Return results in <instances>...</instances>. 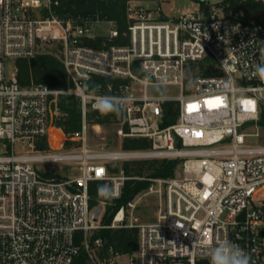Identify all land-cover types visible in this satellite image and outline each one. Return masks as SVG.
<instances>
[{"label":"built area","instance_id":"built-area-1","mask_svg":"<svg viewBox=\"0 0 264 264\" xmlns=\"http://www.w3.org/2000/svg\"><path fill=\"white\" fill-rule=\"evenodd\" d=\"M139 1H129L121 32L114 20L64 19L55 0H0V264H72L81 251L95 264H212L211 249L221 241L264 264V81L253 74L264 56V22L245 23L201 5L176 17H154ZM153 1L160 10L163 0ZM102 22L111 25L109 34L95 36L93 27ZM96 39L101 46L91 44ZM49 43L59 45L71 87L21 85L17 60ZM208 56L219 73L198 72L187 84L191 68ZM7 61L13 63L10 75ZM94 78L105 83L93 84ZM161 78L163 99L156 90ZM167 87L179 93L167 94ZM67 95L81 102V126L68 135L56 125ZM97 95L130 98L112 122L117 147L89 145L88 111ZM165 103L177 111L169 125ZM250 121L253 128L245 131ZM140 138L151 146L123 147V140ZM44 141L48 148L39 146ZM149 158L182 160L183 176L112 170L117 161ZM66 170L75 173H60ZM131 179L150 185L121 206L110 225L94 221L89 184L105 181L114 200ZM147 194L158 196L155 218L134 222ZM126 218V227L137 229L136 249L115 254L110 248L100 261L92 246L102 249L105 242L98 237L91 245L90 232L122 227Z\"/></svg>","mask_w":264,"mask_h":264},{"label":"trees","instance_id":"trees-1","mask_svg":"<svg viewBox=\"0 0 264 264\" xmlns=\"http://www.w3.org/2000/svg\"><path fill=\"white\" fill-rule=\"evenodd\" d=\"M58 5L55 6V12L62 18L68 19H82V18H99L101 20H114L121 32L125 31L128 26L127 20V8L130 0H55ZM202 8H207L204 1L201 2ZM253 10L247 8L246 5H238L236 11L243 9V17H236L235 19L241 20L245 23H251L254 20L255 23L264 22L260 21L257 13L264 12V1H256L254 3ZM231 6L225 7L226 12L229 13ZM94 46H101V39L91 41ZM43 49V47H42ZM30 59H18L16 64L18 68L17 76L19 83L23 86L30 85L32 83L44 84L51 88L67 89L71 87V83L68 79L65 67L60 58V52L55 50L43 49ZM198 71L203 74H218L219 70L215 67V62L210 56L206 57L205 62L198 66ZM193 69V68H192ZM100 79V80H99ZM96 81L105 80L101 78H94L93 84ZM62 116L57 120L56 125L63 130L65 134H69L75 131L81 126V102L80 99L73 95L63 96L61 99ZM173 103H165L166 118L164 125H169L175 122L177 117V111L173 108ZM117 116L115 113L108 115H101L96 110L88 111V119L92 123L97 124H110L116 121ZM259 123L264 128V108L260 113ZM65 144L69 146L71 141L66 140ZM41 148H48L47 143L41 142L39 145ZM151 146V142L147 139H125L123 140V147L125 149H146ZM179 159H161L155 161L151 166L148 176L156 177H171L176 173V166ZM112 170H116L114 167ZM127 175H136L138 172L132 171L128 168L124 169ZM142 176V175H140ZM106 184L105 181H93L89 184L90 194V206L91 208H98L101 201L106 199L98 195V188L101 185ZM150 182L147 180H128L123 188L122 194L118 199L107 200L105 210L101 216L102 225H110L117 210L126 204L128 201L134 199L136 195L146 191ZM108 227L101 228L93 234V239L98 237H105L110 233ZM129 230V229H128ZM264 232L262 233V236ZM118 253H131L137 247V234L134 235L129 231L121 235L118 244H111ZM87 254L81 251L74 259L72 264H87ZM198 264H208L205 261H199Z\"/></svg>","mask_w":264,"mask_h":264},{"label":"rangeland","instance_id":"rangeland-1","mask_svg":"<svg viewBox=\"0 0 264 264\" xmlns=\"http://www.w3.org/2000/svg\"><path fill=\"white\" fill-rule=\"evenodd\" d=\"M204 1L205 5L207 7H217L222 14H227L233 18L240 17L241 15H244L243 9L236 11V8L238 5H246L247 8H250L253 10L254 3L256 1L260 0H163L161 2V9L157 10L158 3L157 1L153 0H140L139 3L144 6L153 9V15L154 17H158V15H162V13H165L166 15L169 16H179L181 13L186 12V11H195L198 10L201 2ZM231 6L229 13L226 12L225 7ZM257 16H259L260 21H264V12L257 13ZM163 17V16H162ZM243 17V16H241ZM251 23H255L254 20H251ZM111 29V25L109 23H97L93 27V34L95 36H107L109 34V31ZM43 49H49L50 50H55L59 51V45L57 43H49L46 45L42 46ZM42 49V50H43ZM12 61H7L6 63V74L10 75L11 73V65ZM198 67L194 66L193 69L191 68L188 76H187V84L191 83L193 76L197 74ZM166 93L167 94H174L177 95L179 91L175 89L174 87H167L166 88ZM89 120V119H88ZM90 124V133H89V145L92 148H99V147H117L119 146L120 143L119 139L116 136V128L117 124L116 123H110V124H102L100 127H97V123H92L89 120ZM253 128V122H247L245 124V131H250ZM250 129V130H249ZM261 129L264 132L263 126H261ZM263 139H255L253 143L259 142L261 143ZM41 152H46V151H41ZM160 161L161 158H149V159H130V160H121L115 162V169L116 172L128 168L132 171L138 172L139 174L136 175H142V176H148L151 170V166L155 163V161ZM38 166L41 169H46L47 164H38ZM60 173L62 174H68V175H73L75 172L73 171H61ZM176 178L182 177L183 176V170H182V160H180L176 166V173L174 175ZM145 191L142 192V194ZM109 200V199H107ZM157 202H158V196L155 194H147L142 197L140 200L139 206L136 208L134 216L137 218V220H133L134 222H148L154 220V217L156 215V210H157ZM103 208V207H102ZM94 208V210H96ZM105 208L102 209V212L99 215V220L101 222V216L104 212ZM131 222L130 219H124L123 223L124 226L122 227H116L110 229V233L107 234L104 238L101 237L104 242H105V247L102 249H98L96 246H92L94 251L96 252L97 257L99 260H104L106 259L107 256L111 255L110 251L108 249L112 248L113 252L116 254L118 253L115 248L111 246V244H118L121 238V235L126 233V231H129L130 233H133L134 235L137 234V229L132 228V227H126L127 224ZM264 232V225L261 227ZM129 229V230H128ZM95 232H90L89 234V242L91 245H94L93 243V234ZM263 241H264V235L262 236ZM76 240L77 242L82 245V242H84V237L81 231L76 233ZM87 264H95L94 261L90 260L89 257L87 256L86 260Z\"/></svg>","mask_w":264,"mask_h":264},{"label":"clouds","instance_id":"clouds-1","mask_svg":"<svg viewBox=\"0 0 264 264\" xmlns=\"http://www.w3.org/2000/svg\"><path fill=\"white\" fill-rule=\"evenodd\" d=\"M254 76L264 81V56L261 57L260 62L254 65ZM144 79L149 80L150 76L146 75ZM87 84L84 85L87 90ZM99 86H96L98 91ZM159 93V98L163 99L165 95V87L163 78L161 83L156 86ZM129 97L97 95L95 102L92 105L93 109L98 111L101 115H108L115 113L120 115L123 106L127 103ZM98 195L104 199H112L115 197L114 188L107 184L101 185L98 188ZM212 264H254L251 254L245 252L238 245L233 244L231 241H221L216 247L211 249Z\"/></svg>","mask_w":264,"mask_h":264},{"label":"water","instance_id":"water-1","mask_svg":"<svg viewBox=\"0 0 264 264\" xmlns=\"http://www.w3.org/2000/svg\"><path fill=\"white\" fill-rule=\"evenodd\" d=\"M101 212H102V207L99 206L93 213V220L94 221H98L99 220V215H100Z\"/></svg>","mask_w":264,"mask_h":264},{"label":"crops","instance_id":"crops-1","mask_svg":"<svg viewBox=\"0 0 264 264\" xmlns=\"http://www.w3.org/2000/svg\"><path fill=\"white\" fill-rule=\"evenodd\" d=\"M151 11H153V9L149 8ZM153 13V12H152ZM153 15V14H152ZM159 16H169V15H166L165 13H162V15H158ZM155 218V217H154Z\"/></svg>","mask_w":264,"mask_h":264},{"label":"snow or ice","instance_id":"snow-or-ice-1","mask_svg":"<svg viewBox=\"0 0 264 264\" xmlns=\"http://www.w3.org/2000/svg\"><path fill=\"white\" fill-rule=\"evenodd\" d=\"M191 108V106H189Z\"/></svg>","mask_w":264,"mask_h":264}]
</instances>
